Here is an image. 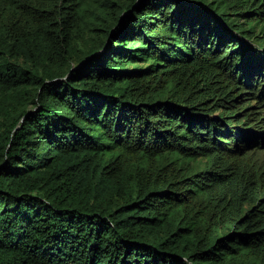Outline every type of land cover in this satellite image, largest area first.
I'll return each mask as SVG.
<instances>
[{
  "label": "trees",
  "instance_id": "1",
  "mask_svg": "<svg viewBox=\"0 0 264 264\" xmlns=\"http://www.w3.org/2000/svg\"><path fill=\"white\" fill-rule=\"evenodd\" d=\"M255 150L264 0H0V264H264Z\"/></svg>",
  "mask_w": 264,
  "mask_h": 264
},
{
  "label": "rangeland",
  "instance_id": "2",
  "mask_svg": "<svg viewBox=\"0 0 264 264\" xmlns=\"http://www.w3.org/2000/svg\"><path fill=\"white\" fill-rule=\"evenodd\" d=\"M145 64V63H143ZM252 104L254 106V109H258L257 105V100H252ZM34 106V104H31L30 107ZM259 110V109H258ZM260 115L262 116V113L260 112ZM252 158H259V160L264 164V150H255L254 154L252 155Z\"/></svg>",
  "mask_w": 264,
  "mask_h": 264
}]
</instances>
